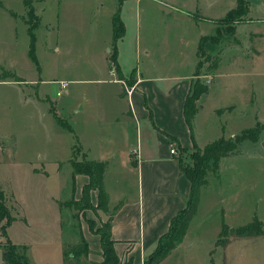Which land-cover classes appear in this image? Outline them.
I'll use <instances>...</instances> for the list:
<instances>
[{
  "label": "crops",
  "instance_id": "1",
  "mask_svg": "<svg viewBox=\"0 0 264 264\" xmlns=\"http://www.w3.org/2000/svg\"><path fill=\"white\" fill-rule=\"evenodd\" d=\"M25 1L23 0L22 6L24 12L21 11L20 15L3 7L0 1V8L7 12L8 18L11 21L19 19L26 27L29 37V41L19 49L17 60V55L4 53L8 62L6 65L5 61L0 64V73H5L4 76L1 75L0 83L18 87L21 101L33 104L36 102L33 95L37 99L39 96V84L57 85L58 81L66 80L46 82L39 77L41 72L33 51V58L30 55L34 41L32 30L39 22L38 12L31 5V0H27L37 17L36 25L29 31L30 25L27 27L24 19L27 12ZM123 1L119 6L118 17L123 25L122 36L117 40L113 39L112 17L117 10L116 3L115 8L107 12L108 18L99 37L98 53L103 62L100 68L111 75V80H100L102 83L94 85L89 92L93 100L87 104L86 109L95 115L94 122L83 128L79 125V121L83 119L77 120L84 111V107L79 106L72 109V113L78 116L67 124L56 116L54 106L51 105L49 110L60 124L59 128L51 125L49 131L52 137H49L46 124L41 121H38V126L25 125L22 162L24 174L29 178L28 193L32 203L33 197L36 198L37 193L43 192V205L28 213L24 195L20 193L21 188L18 191L13 187H3L0 183L3 204L12 219L5 228L3 238L16 246H24L29 264H52L51 257L54 255L53 264H73L74 261L71 256L67 261L62 249L54 250L53 253L37 251L39 256L35 258L34 252H28L30 245H26V240L16 243L11 237L12 227H17L22 233L39 226L45 232L43 227L48 229L50 225L51 228H56L61 248L66 240H69L70 247L73 248L79 241V225L88 248L87 253L79 257L78 264H99L103 259L100 240L89 229L86 221L95 220L96 217L98 223L102 221L104 214H108L113 250L119 260L126 261L127 264H142L154 251L159 237L167 232L171 218L186 207L190 191L189 180L180 170L178 160L194 147L201 150L206 144L198 141L195 127L191 136L184 121L183 104L195 76L200 40L216 35L217 20H221L229 10L235 8L238 0H133L135 8L132 25L126 18L125 9L122 10ZM243 1L248 3L247 11L230 33L234 44H229L230 37L228 39L224 35L215 42L214 46H217L223 39L218 45L220 51L213 68L212 83L195 103L193 126L201 113L204 99L215 96L212 95L215 78L226 73L225 67L227 72L241 73L246 62L259 61L264 52V0ZM99 6L102 7L101 4ZM9 34L10 39L15 40V28ZM8 45L12 49L16 48L12 43ZM209 45L212 46L210 43ZM1 61L3 62V58L0 56V63ZM27 61H33L37 77L28 79L14 70L17 63ZM112 64L115 71L110 68ZM118 81L126 83L130 92L126 93ZM66 82L68 85V81ZM21 85L32 87L22 88ZM68 86L63 92L65 95L69 94ZM58 87L57 85V90ZM61 96L62 94L58 97ZM212 110L214 115L225 112L231 114L234 111L233 105L218 106ZM37 127L39 136L35 132ZM224 128L221 127V130ZM6 129L7 131L0 132V165L7 157L17 165L20 156L17 144L21 130L10 126ZM64 130L71 137L67 144L69 157L66 160H59L57 157L49 159L46 145L55 142L63 146ZM54 131L56 134H52ZM229 137L233 135L225 138ZM172 147L177 152L171 155L169 150ZM134 150L137 153H133ZM71 160L104 164L102 185L107 195V213L97 208V192L90 190L89 203L97 209H82L77 220L70 214L68 202L80 200L81 189L89 180L85 174L72 176ZM65 170L69 178L62 176ZM62 193L66 195L63 198ZM72 220L76 222L75 225ZM186 236L180 243L184 242ZM1 254L0 247L2 263L5 264ZM168 256L170 254L160 260L159 264Z\"/></svg>",
  "mask_w": 264,
  "mask_h": 264
},
{
  "label": "rangeland",
  "instance_id": "2",
  "mask_svg": "<svg viewBox=\"0 0 264 264\" xmlns=\"http://www.w3.org/2000/svg\"><path fill=\"white\" fill-rule=\"evenodd\" d=\"M0 1L3 7L18 15L24 12L23 0ZM123 2L122 10L125 9L126 18L132 25L135 2L133 0ZM241 2L247 7V1L241 0ZM116 3V0H31V5L38 12L39 19L37 28L32 30L34 40L32 51L41 72L39 77L46 82L63 79L68 81L69 94L55 97L57 85L39 84L38 99L35 94L33 95L36 102L24 104L21 101L22 96L19 97L18 87L0 83V132L7 131L8 126L19 127L21 130L17 144L20 150L19 162L17 161L15 165L10 158H6V161L0 165V183L3 187H13L18 191L21 188L20 193L24 195V204L28 213L34 212L36 207L43 205L44 194L37 193L31 203V195L28 193L29 178L24 174L25 168L22 162L24 161L25 125L38 126V121H41L46 124L47 131L51 129V125L59 128L60 124L49 110L51 105L54 106L56 116L67 124L78 116L72 113V109L79 106L84 107V111L77 120L83 119L79 121V125L83 128L94 122L95 115L86 109L87 104L93 100L89 92L94 85L102 83L100 80H111V75H107V72L100 68L103 62L98 53L101 40L99 37L108 18L107 12L114 9ZM98 4L102 7H98ZM26 9L24 19L27 27L29 24L36 25L37 17L33 10L30 7ZM6 13L3 8H0V47L5 48L0 49V56L3 58L0 64L5 61V65L8 58L4 53L17 55V60L19 49L29 41L26 27L19 22V19L15 18V21H11ZM238 20L229 24L217 23V29L221 30L219 37L227 36L228 39L230 37L229 44L233 43L231 31L234 30L237 22L242 21ZM14 28L16 38L12 40L9 33ZM216 39L214 35V40H207L200 49L202 51L199 52L200 64L191 80L192 83L194 82L193 87L198 88L199 85L205 87L199 98L212 83L213 68L220 51L218 45L223 40L214 46ZM9 43L14 44L16 48L12 49ZM201 52H203L202 55H200ZM14 68L25 78L32 79L38 76L33 70L35 68L33 61L19 62ZM110 68L115 71L113 64ZM242 69L241 73L236 71L231 73V71L227 72L225 67L226 73L215 78L214 92H212L215 96L204 99L201 113L191 127L192 129L195 127L198 141L203 145L214 141L217 137L239 135L248 129L250 130L246 136L251 137L240 142L232 154L222 157L217 170L207 172L206 184L200 190L196 211L185 231L187 233H184L187 236L184 242L178 244L174 251L169 253L170 256L162 264H264V52L259 61L246 62ZM1 75L3 71L0 77ZM196 82L198 84H195ZM26 86L21 85L22 88ZM232 105L234 111L231 114L227 112L220 115L213 114L212 108ZM221 127H225L223 131ZM35 132L39 136L38 127ZM63 134L64 147L55 142H49L46 145L49 149V159L57 157L59 160H66L69 157L67 144L70 136L65 130ZM49 137H52L50 131ZM232 138L229 137V139ZM195 152L193 149L182 157V166L193 167L191 155ZM62 176L69 178L66 170ZM63 193L62 198L66 196ZM81 210L70 206L69 212L75 214L78 219ZM253 215L261 223L259 228L263 231L262 235L238 237L220 232L222 223L232 230L251 222ZM94 218L93 221L98 227L101 223L108 222L109 215L104 214L99 224L98 219ZM4 222V220L0 221V228ZM72 222L75 225L76 222L74 220ZM37 229L32 228L20 233L17 227H12L10 235L16 243L26 240L28 242L26 245H30L28 252H34L35 258L39 256L37 251L53 253L54 250L62 249L68 261V252L72 249L69 240L64 241L61 248L56 228L53 229L50 225L48 229L43 227L45 232ZM5 242L0 233L1 248ZM54 258L55 255L51 257L52 264ZM147 261L149 259L145 258L143 264ZM120 263L125 264L126 261H120ZM0 264H3L1 256Z\"/></svg>",
  "mask_w": 264,
  "mask_h": 264
},
{
  "label": "trees",
  "instance_id": "3",
  "mask_svg": "<svg viewBox=\"0 0 264 264\" xmlns=\"http://www.w3.org/2000/svg\"><path fill=\"white\" fill-rule=\"evenodd\" d=\"M123 0H117V10L113 14L112 22H113V39L117 40L122 36L123 33V25L119 21V9L121 2ZM237 5L235 8L229 10V12L221 19L217 20L218 24L224 23H231L235 20L240 21L242 20V16L247 11V7L241 0H238ZM25 5L29 8V2L26 0ZM29 31L34 27L33 24H29ZM221 30L218 28L216 31L215 37L218 40L220 36L219 32ZM232 32V31H231ZM31 36V33H29ZM220 38V37H219ZM207 40H214V37H203L198 46L199 52L201 47ZM203 52L200 53L202 55ZM30 55H32V45ZM34 60V59H33ZM199 62L197 66L199 67ZM4 74V73H3ZM4 76V75H3ZM194 82L191 85L189 92L186 94V99L183 104V115L184 121L187 127H189L191 136H192V120L196 113L195 111V102L198 100L199 95L201 92L205 90V87L199 85L198 88L193 87ZM195 84H198L197 82ZM250 130V129H248ZM248 130L242 132L239 135H234L232 139L219 137L217 140L206 144L202 150L200 151L197 147H194L195 153L191 155L193 157V167H185L182 166L181 159L178 160L179 168L184 173L186 178L189 180V196L186 201V207L179 212H177L173 218H171L169 228L167 232L163 233L154 248V251L150 253L146 258L149 259L145 264H156L160 262L164 257H166L172 249L178 245L183 237L184 233L191 221L192 216L194 215L197 205L198 199L200 195V190L206 184L205 175L208 171L217 170L219 160L222 157H226L229 154H232L233 151L236 149L237 145L244 141L248 140L251 136H246L248 134ZM71 167H72V176L75 174H85L88 176L89 180L88 183L85 184L81 191L82 196L78 203H69V207L71 206L73 209H91L96 210L97 208L100 209L103 213H107V195L106 192L103 190L102 185V172L104 168V164L101 162H91V161H74L71 160ZM90 190H94L97 192V208H93L89 203V193ZM3 197L0 194V221L4 220V225L0 228L1 236H5V228L11 222V217L9 216V211L4 207L3 204ZM82 211V210H81ZM251 222L246 225L237 226L236 228L229 230L228 226L225 223H222L221 233L224 235H233L238 237H251V236H259L263 234V231L259 228L261 226L260 221L257 220L255 215L252 216ZM73 218L77 220V216L73 214ZM89 229L93 231L99 237L100 240V248L102 252V261L99 264H121L119 261L116 252L113 250V241L111 240L110 236V221L101 223L98 227L95 225L93 220H87ZM228 231V233H227ZM77 234L79 237V241L75 247L70 249L68 252V256H71L74 263L78 264L79 257L85 253H87V242L85 241L84 237H82L80 232V226H77ZM2 257L5 264H29L26 254H24V246H16L12 244L8 239H6L5 244L2 246ZM127 264V263H125ZM143 264V263H142Z\"/></svg>",
  "mask_w": 264,
  "mask_h": 264
},
{
  "label": "built area",
  "instance_id": "4",
  "mask_svg": "<svg viewBox=\"0 0 264 264\" xmlns=\"http://www.w3.org/2000/svg\"><path fill=\"white\" fill-rule=\"evenodd\" d=\"M119 83H121L122 85V88L123 90L126 92V93H129L130 92V88L127 86L126 83L122 82V81H118ZM57 85L59 86L58 87V90L56 91L55 95L58 97L60 96L61 94H63V92L66 90L67 88V82L66 81H58L57 82ZM177 151L174 147L170 148L169 150V153L172 155V154H175ZM133 153H137L136 150L133 151Z\"/></svg>",
  "mask_w": 264,
  "mask_h": 264
}]
</instances>
